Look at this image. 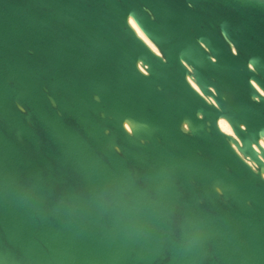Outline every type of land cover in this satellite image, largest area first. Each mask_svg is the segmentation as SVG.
<instances>
[{
  "label": "water",
  "instance_id": "obj_1",
  "mask_svg": "<svg viewBox=\"0 0 264 264\" xmlns=\"http://www.w3.org/2000/svg\"><path fill=\"white\" fill-rule=\"evenodd\" d=\"M261 140V0H0V264H264Z\"/></svg>",
  "mask_w": 264,
  "mask_h": 264
},
{
  "label": "bare ground",
  "instance_id": "obj_2",
  "mask_svg": "<svg viewBox=\"0 0 264 264\" xmlns=\"http://www.w3.org/2000/svg\"><path fill=\"white\" fill-rule=\"evenodd\" d=\"M130 23L132 25V27L135 29V31L137 32V34L152 48V50L157 53L159 55L158 50L154 47V45L146 38V36L143 34V32L138 28V26L135 24V22L131 19ZM142 72L146 73L145 70L141 67ZM190 83L192 84V86L198 90L197 86L194 84V82L189 79ZM255 85V84H254ZM256 86V85H255ZM256 88L261 92V94H263V92L256 86ZM210 102H213L212 100ZM218 126L220 128V130L222 132H224L227 135L230 136H234L233 131L231 129V127L229 126V124L224 120V119H220L218 122ZM260 145L264 148V140L260 141ZM255 149L259 152V150L255 147ZM252 164V163H250Z\"/></svg>",
  "mask_w": 264,
  "mask_h": 264
},
{
  "label": "snow or ice",
  "instance_id": "obj_3",
  "mask_svg": "<svg viewBox=\"0 0 264 264\" xmlns=\"http://www.w3.org/2000/svg\"><path fill=\"white\" fill-rule=\"evenodd\" d=\"M261 2H264V0H261ZM233 53H235V52H233Z\"/></svg>",
  "mask_w": 264,
  "mask_h": 264
}]
</instances>
